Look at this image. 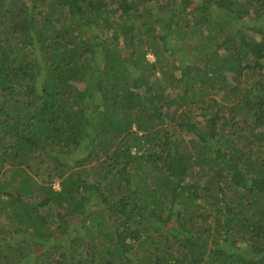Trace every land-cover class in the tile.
Here are the masks:
<instances>
[{
  "label": "trees",
  "instance_id": "obj_1",
  "mask_svg": "<svg viewBox=\"0 0 264 264\" xmlns=\"http://www.w3.org/2000/svg\"><path fill=\"white\" fill-rule=\"evenodd\" d=\"M0 264H264V0H0Z\"/></svg>",
  "mask_w": 264,
  "mask_h": 264
},
{
  "label": "rangeland",
  "instance_id": "obj_2",
  "mask_svg": "<svg viewBox=\"0 0 264 264\" xmlns=\"http://www.w3.org/2000/svg\"><path fill=\"white\" fill-rule=\"evenodd\" d=\"M95 179H94V177H91V181H90V185L92 186L93 184V181H94ZM60 181H55V183H54V185H55V188H57V189H60V183H59Z\"/></svg>",
  "mask_w": 264,
  "mask_h": 264
},
{
  "label": "built area",
  "instance_id": "obj_3",
  "mask_svg": "<svg viewBox=\"0 0 264 264\" xmlns=\"http://www.w3.org/2000/svg\"><path fill=\"white\" fill-rule=\"evenodd\" d=\"M148 59H149L150 61H155V58H154L153 55H148Z\"/></svg>",
  "mask_w": 264,
  "mask_h": 264
}]
</instances>
